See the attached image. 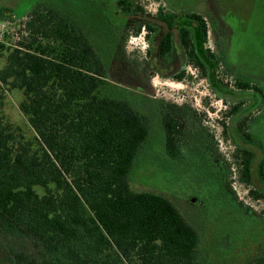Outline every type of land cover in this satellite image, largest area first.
<instances>
[{"label":"trees","instance_id":"obj_1","mask_svg":"<svg viewBox=\"0 0 264 264\" xmlns=\"http://www.w3.org/2000/svg\"><path fill=\"white\" fill-rule=\"evenodd\" d=\"M24 12L27 37L9 51L0 83L22 91L19 108L35 138L18 140L0 108V237L34 243L37 257L16 256L13 264H200L198 232L174 201L130 183L151 120L159 122L166 154L175 162L192 153L185 126L191 115L131 91L140 89L127 79L131 57L125 49L129 35L146 30L147 42L166 56L178 28L189 63L222 95L216 65L206 64L200 17L197 25L178 24L176 13L159 8L151 15L141 0H35L18 6L17 13ZM151 53L148 48L144 60L134 61L137 72L150 66ZM136 99L153 109L139 107ZM2 100L0 94V107ZM212 155L218 159L215 150ZM253 157L242 152L246 184ZM259 172L263 179V164ZM249 192L264 199V192Z\"/></svg>","mask_w":264,"mask_h":264},{"label":"rangeland","instance_id":"obj_2","mask_svg":"<svg viewBox=\"0 0 264 264\" xmlns=\"http://www.w3.org/2000/svg\"><path fill=\"white\" fill-rule=\"evenodd\" d=\"M34 1L0 0V8L15 9L12 10L13 12L0 11V70L6 64L9 51L18 48V43L24 42L27 37L24 32V24L28 19V13H17L18 6H27ZM58 3L62 4V2ZM241 3L243 9L246 7L248 12V14L247 12L244 14L250 32L246 39V49L252 52L256 47L258 51H262L263 56L260 59L264 63V0L248 2L241 0ZM141 5L151 15H154L159 8L166 10L168 6H174L171 0H141ZM199 9L204 10L205 6L199 5ZM145 36V30H141L138 35H129L127 38L125 49L131 57L129 67L134 66V61L138 62L144 59L148 48ZM210 37L208 35V47H211ZM246 54V59H248V52ZM251 64H255L257 70L261 65L256 58ZM143 71L142 73L147 75L145 65H143ZM185 72L187 74L182 81L156 76L151 79L147 90L138 91L131 88V91H137L138 94L144 95L150 101L177 107L185 106L183 109L187 112L195 111L204 115V125L213 139V147L227 161L233 190L250 215L233 206L228 198L221 195L217 184H214L212 178L208 177L209 174L205 170L203 161L199 159V151L196 148L184 159L175 162L171 160L163 145L159 122L155 119L151 120L153 129L150 131L148 142L142 148L130 176L131 187L137 191L163 194L174 201L181 214L198 232L199 240L196 249L198 263L251 264L258 260H264V199L253 198L249 192H264V180L261 181L258 176L259 165L264 162V149L257 148V141L253 145L246 146L254 157L250 170V182L247 185L243 184L240 180L238 166L241 159L238 150L243 147L236 143L239 139L233 138L228 127L230 119L227 113L230 104L218 97V94L197 70L187 67ZM226 73L221 66L217 67L218 81L223 87L233 89V78ZM0 94L3 95L0 108L6 124L18 140L34 142L35 133L19 108L23 99L22 91L9 89L0 83ZM262 99L260 108L264 112V97ZM145 101V99L135 100L139 107L151 111L152 104ZM245 105L247 106L246 101ZM260 108L248 115L249 123L252 124L247 125L254 128L256 131L253 132L254 135L261 132L258 135L264 140V113L258 117ZM240 141L242 142V140ZM195 185L201 186L203 192H201V196H193V198L197 204L202 197L203 207L197 205V207L191 208L187 204L190 192L188 188H195ZM35 190L38 194H43V189L37 187ZM1 237L0 264H13L16 256L20 255L32 254L37 257L34 243H11L13 241H7Z\"/></svg>","mask_w":264,"mask_h":264},{"label":"flooded vegetation","instance_id":"obj_3","mask_svg":"<svg viewBox=\"0 0 264 264\" xmlns=\"http://www.w3.org/2000/svg\"><path fill=\"white\" fill-rule=\"evenodd\" d=\"M246 1L248 2L250 0ZM171 2L174 6H168V8L163 11L176 13V22L178 24L187 22L192 25H197V16L200 17L201 24L204 25L206 31V42L204 43V49L207 51L205 58L206 64L209 68L216 65V69L221 66L225 73L227 72L226 74H230L229 76L233 78L232 84L234 88L228 89L222 86V90L220 91L222 95H218V97L230 104L229 112L227 113L230 119L228 127L232 132L233 138L237 137L239 139L236 143L240 147H243L238 150L241 158L238 166L241 169L242 152L245 150L249 151L246 147L247 145H253L254 142L257 141V148L259 150L264 149V140L258 135L261 132L255 133V136L253 133L255 131L254 128L248 127L247 125L250 124L248 115L253 114L252 112L254 110L262 107V98L264 97V63H262L260 59V57L263 56L262 51H258L256 47H254L255 49H253L252 52L246 49V39L250 33L248 23L244 16L247 9L246 7L243 9L241 0H171ZM199 5H204L205 9L200 10ZM163 30L164 28L161 26L162 33H164ZM176 30L177 32L173 40V49L171 53L166 56H161L157 48H154L147 42L148 48L152 51L148 59L150 60V66L147 69L145 67L147 75L142 73L144 72L143 64L139 67L138 72L133 66H130L127 79H129L132 84L134 83L135 86H138L140 90H147L151 83V79L156 76L163 79L171 78L174 80L183 74L184 78L187 74V72H185L187 67H192L200 73L199 68L189 63L186 45L182 41L178 28H176ZM145 33H147L146 30ZM208 35L211 36V47L207 46ZM155 39L157 40V38ZM247 52L249 55L248 59H246ZM145 58L146 53L144 55V59ZM255 58L261 63L258 70L255 64H251ZM204 79L206 80V78ZM238 82H240V86ZM246 85L247 87H245ZM245 101L247 102V106L245 105ZM184 107L179 108L183 109ZM263 113L262 108H260L258 117ZM190 115L191 117L185 121L186 130H188L187 133L190 134L188 149L191 152H193L194 148L199 151V159L207 163L210 170L208 177H211L214 184H217V189L221 195L228 198L230 203L235 207H237L235 203L238 202L239 205L237 208L247 213L245 206L238 200L233 190L231 184L232 177L230 176L227 161H225L221 153L219 155V151L213 149V139L204 125V115L196 113L195 111L190 112ZM242 131L249 133L251 139L247 140ZM200 136H202V138H198ZM240 140H242V142ZM179 147H181V144ZM213 150H215L218 155L217 160L213 159ZM210 151L211 154L209 153ZM261 164L264 165V162H261L259 165L258 176L262 181L264 178L262 179L259 174ZM240 180L243 184L247 185L242 181L241 171ZM188 191L190 192L187 198V204L191 206V208L197 207V205L203 207L204 200H202V197H200L201 201L197 204L193 198V196H201V192H203L201 186L195 185V188H188ZM233 199L236 201H232Z\"/></svg>","mask_w":264,"mask_h":264}]
</instances>
